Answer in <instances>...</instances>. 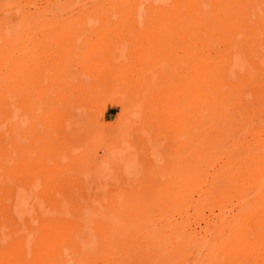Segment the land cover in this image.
Here are the masks:
<instances>
[{
	"label": "rangeland",
	"instance_id": "obj_1",
	"mask_svg": "<svg viewBox=\"0 0 264 264\" xmlns=\"http://www.w3.org/2000/svg\"><path fill=\"white\" fill-rule=\"evenodd\" d=\"M84 44L113 65L160 46L155 71L172 57L180 79L204 56L233 107L178 106L170 152L150 104L164 84L131 105L101 62L72 81L58 147L49 77ZM262 143L264 0H0V264H264Z\"/></svg>",
	"mask_w": 264,
	"mask_h": 264
},
{
	"label": "bare ground",
	"instance_id": "obj_2",
	"mask_svg": "<svg viewBox=\"0 0 264 264\" xmlns=\"http://www.w3.org/2000/svg\"><path fill=\"white\" fill-rule=\"evenodd\" d=\"M77 50L79 54L74 57L69 54L66 59L60 58L58 64H56L54 75L49 77L51 104L48 110L52 119L54 142L58 147L67 137L66 129L72 120L70 110L76 99L74 89L77 88L73 86L72 81L78 71H83L93 77L96 74V67H99L101 62L103 64L100 67L109 72V80L118 84L121 93L128 99L130 104L132 103L131 105L136 104V101L145 92L149 93L151 78H158L157 83H161L160 86L164 84L157 92L153 93V97L151 96L152 103L150 102V104L155 107L160 122L165 128L164 131L168 134L166 135L169 139L166 150L170 152L175 151L176 142L180 141L181 135L184 134L182 123L178 121L174 114V110L178 106L183 109L184 113L188 114L191 112V106L194 103L197 104L199 100L206 97L210 98L211 96L215 98V106L219 110L225 111L229 110V107H233L229 104L230 94L224 89L219 69L212 61L204 56H198L196 53L192 55L189 62V69H192V72H189L188 77L180 79L175 78L172 71L173 65L178 64L172 57H170L171 61L166 64L161 73L160 71L156 72L158 71L155 68L158 60L167 57L160 46H147L137 51H132L126 56L125 60L119 61V63L114 65L110 62L109 53L104 45H100L97 48L88 47L84 44V48H77ZM154 74L156 75L154 76ZM167 79L170 83L163 82ZM7 82H10V80L7 79ZM130 119L132 118L130 117ZM131 125L129 124V127ZM135 138V144L144 156H150L157 152L156 146L150 143L147 144L143 136H135ZM259 148L264 158V143L251 150V153L257 155ZM251 153L250 155H252ZM250 155L249 158L253 157V155ZM258 167L260 169L261 165ZM262 181L263 178H261V184L259 185H262Z\"/></svg>",
	"mask_w": 264,
	"mask_h": 264
}]
</instances>
